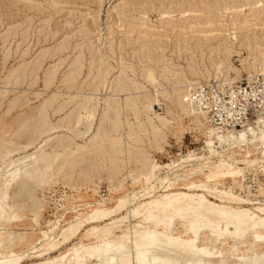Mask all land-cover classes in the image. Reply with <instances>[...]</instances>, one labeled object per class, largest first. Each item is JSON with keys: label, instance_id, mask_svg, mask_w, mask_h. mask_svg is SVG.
I'll use <instances>...</instances> for the list:
<instances>
[{"label": "rangeland", "instance_id": "374dc122", "mask_svg": "<svg viewBox=\"0 0 264 264\" xmlns=\"http://www.w3.org/2000/svg\"><path fill=\"white\" fill-rule=\"evenodd\" d=\"M263 53L264 0H0V258L108 264L93 244H122L135 210L170 237L217 230L214 259L158 253L172 264H264V145L217 140L264 111L219 130L179 91L264 77Z\"/></svg>", "mask_w": 264, "mask_h": 264}, {"label": "bare ground", "instance_id": "6f19581e", "mask_svg": "<svg viewBox=\"0 0 264 264\" xmlns=\"http://www.w3.org/2000/svg\"><path fill=\"white\" fill-rule=\"evenodd\" d=\"M164 14H166V13H164ZM207 27H208V25H207ZM193 30H195V29H193ZM215 33H217V32H215ZM218 34L221 35L222 33H218ZM210 35H212V34H210ZM233 35H234V32H233ZM231 38L232 39H236V36H232ZM160 39L161 38H159V41H161ZM263 58H264V56H263ZM223 64H224V62H223L222 59H216L215 60L214 65H215V67L217 69V71H216L217 72V75L220 74V68H222ZM162 67H163V65H162ZM150 70H152V69H150ZM259 71L261 72L260 75H263L264 76V67L263 66L260 68ZM143 76H145V75H143ZM160 76H162V75H160ZM215 77L217 78V76H215ZM147 79L150 82H154L155 81L154 74L152 72L147 73ZM187 82H188V83H186L187 85L183 86L184 90H179V91H183L184 92V95H185V93L187 92V90L191 86H193L194 84L195 85L198 84V83L190 82V81H187ZM49 83L50 82H48V84ZM180 84H181V82H180ZM163 91H165V90H163ZM175 91H176V89H175ZM154 92H157V91L155 90ZM160 95H163V94H160ZM178 101H180V100H178ZM187 104H188V107H189L190 115L204 114L202 111H200V112L199 111H196V109L194 107H192L189 103H187ZM122 111H123V109H122ZM84 113H85V110H84ZM91 115H93V113H90L88 111L87 116L84 117V115L83 116L80 115L78 121H80V119H85V118L87 120V118L89 116H91ZM88 120H89V118H88ZM89 122H90V120H89ZM257 122L260 125H263L264 126V118L263 117L260 118V120H258ZM78 123H76V124H78ZM225 138H227L228 139L227 141H229L234 146H241V145H244V144H253V146L254 145H259V144L264 145V127H263V129H260L259 131H257V129H254V127L249 124L246 127H244L242 130L238 131L236 134L230 133V131H228L226 134H220V135L217 136V140L219 142H225L226 140L225 141L223 140ZM109 156H111V155H109ZM8 174H10V173H8ZM11 174H13V173H11ZM134 213H135V210H130L128 212V215H127L126 220H125V223H124L125 225L123 226L124 228L120 231V234L116 236V238L119 240V242H122V244H119V243H114L113 245L97 244V243L96 244H93V247L91 249V252H90L89 256L90 257H97V258H100L102 260L107 259L108 264H133L134 261H136L138 264H172L173 263V260H171L167 256H165V253H171V252H174L176 250L181 249V250H189V253L192 256V258L202 257L203 259H207V260L214 259V257H215L214 251H215L216 248L219 247V240H220V237L219 236L220 235L217 233V230L215 228H213L212 226H209V225H207L205 223H200V224H197V225L189 226L188 228H185L184 230H182V232H180L178 235H181L182 233H185V234L186 233H189L191 235V238H183V239L180 238L179 239L178 236H175V237L174 236H171V237L168 236V233L171 231V225L170 224H166L165 226H163L164 227V230H165V233L164 234H161L159 232H153L152 230H150L149 229V226H147V225H148V223L150 221H152V218H146L142 223H138L134 227H131L130 226V224H131L130 222L131 221L129 219H130V217ZM112 218H113V216H112ZM222 218H224V217L223 216L217 217V219H220L221 221H222ZM14 219H16V218L14 217L12 220H14ZM0 220H1V222H5L6 225L9 223V220H10L9 218H6V212L2 208V205L1 204H0ZM249 220H250V217H248L246 221H249ZM227 227L229 228L230 225H227ZM201 232H206L207 234H209L213 238L210 247L200 246V244H199V237H200ZM4 235H6V238H4V247H10V246H12L13 245V236H12V234L7 233V232H0V237H2ZM238 236H239V234H238ZM159 252H165V253L164 254H162V253L161 254H158ZM20 259H21V254L20 255H17L13 259H11V258H0V264H15V262H17ZM42 259H44V258H42ZM241 259H243V257Z\"/></svg>", "mask_w": 264, "mask_h": 264}, {"label": "built area", "instance_id": "2783aa9c", "mask_svg": "<svg viewBox=\"0 0 264 264\" xmlns=\"http://www.w3.org/2000/svg\"><path fill=\"white\" fill-rule=\"evenodd\" d=\"M184 100L204 112L219 130H238L255 121L264 111V77L227 82L223 79L191 86Z\"/></svg>", "mask_w": 264, "mask_h": 264}]
</instances>
